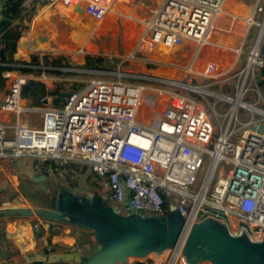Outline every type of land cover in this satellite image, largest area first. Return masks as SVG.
I'll list each match as a JSON object with an SVG mask.
<instances>
[{
	"label": "built area",
	"instance_id": "built-area-1",
	"mask_svg": "<svg viewBox=\"0 0 264 264\" xmlns=\"http://www.w3.org/2000/svg\"><path fill=\"white\" fill-rule=\"evenodd\" d=\"M227 1L156 0L139 21L142 31L132 57L139 54L151 64L155 60L149 54L169 49L185 61L188 74L202 79L197 85L158 76L149 80L174 89L93 80L70 93L61 109L48 108L45 98L36 108L22 104V88L31 77L4 71L0 112L9 120L0 121V160L33 157L41 164L87 166L116 210L128 203L134 212L164 216L172 204L182 230L167 249V264H177L194 223L205 217L232 238L262 243L264 102L258 78L264 66V2L256 0L241 15L227 13ZM57 2L81 10L98 25L116 0ZM253 28L257 31L241 62ZM230 37L239 41L233 47L218 42ZM199 60H204L201 72L196 71ZM47 169L59 177L50 165Z\"/></svg>",
	"mask_w": 264,
	"mask_h": 264
},
{
	"label": "crops",
	"instance_id": "crops-1",
	"mask_svg": "<svg viewBox=\"0 0 264 264\" xmlns=\"http://www.w3.org/2000/svg\"><path fill=\"white\" fill-rule=\"evenodd\" d=\"M7 1L0 0V22L3 20V5ZM44 1L25 0L23 3L24 14L29 11H33V14L30 20H24L26 30L22 32L17 42L13 57L15 62L29 63L32 54H38L39 56L45 54L65 55L71 61H75L77 60L76 56L84 49L87 52L86 46L92 43V36L95 37L97 32H103V28H107L109 24V22H105V19L100 24L95 25L89 18L93 24L92 29L88 26L77 29L78 19L85 14L76 12L72 8H65L60 2L53 5V8L47 3L43 4ZM155 1L148 0L143 5H137L136 0H116L108 18L119 17L122 29L123 20L136 24L137 29H139L141 28L139 21L147 18L148 10L154 5ZM125 8L132 11L125 13ZM139 15L142 17L141 19ZM232 18L235 19L234 16ZM66 23H70V27ZM111 26L113 27V25ZM84 32H86L84 38L83 36L80 37ZM108 32H111V30H107ZM218 42L229 44L232 47L236 44L232 37L229 40H218ZM159 53L161 54V52ZM170 54L169 58L173 56L172 51H170ZM182 55L188 56L186 52ZM163 56L167 57L168 55ZM147 58L149 59V56ZM79 59L82 61L83 57ZM153 60L160 62L155 58ZM203 61L199 60L197 63H203ZM169 62L171 63V61ZM17 67L21 66L17 65ZM40 69L44 68L40 67ZM3 72L0 79V101L6 92ZM27 75L34 81L32 87L39 84L46 91H53L56 87L57 79L53 75L46 73ZM30 90L25 95L27 97L22 98L23 105L41 107L40 99L45 98L48 108L61 109L52 105V97L48 95H37V98H40L38 104L34 105L28 99ZM8 120L9 116L0 112V121ZM18 159L3 158L0 160V197L13 196L12 199L5 202L0 200V208L7 207L8 210L19 208L12 205L14 202L17 205H24L25 199L21 194L23 189L26 191L31 190V186H33L34 188H40V190L44 189L43 193H46L53 190V185L58 190L62 186L59 185L60 178L65 180L66 177H69L71 185L65 188L62 194L73 197L74 201L76 200L75 196L82 191L83 197L87 199L85 203L86 212L77 214L61 209L48 199L45 204L34 205L35 209L32 210L31 217L12 215L0 218L2 224L0 231L2 230L8 241V243L0 241V264H8L3 259L6 250L14 260L22 257L27 263L39 261L42 264H167L170 253L168 250L151 251L143 255L139 253L137 245L141 241V236L125 230V226L130 229L133 228L132 222L153 223L147 218L137 219V217H134L135 214L132 215L134 211L128 203L116 210L114 205L104 198L98 180L87 166H78L70 162H67L64 166H59L49 162L41 164L39 161L30 170L27 164ZM48 164L51 166V172H54L59 178H56V176L55 179L49 175ZM42 177H45V180L38 181ZM23 180L26 182H23ZM67 189L70 191H66ZM171 205L167 213H175ZM124 212L128 214V219L120 217ZM177 219H173L172 222ZM161 223L163 226L169 225L163 218ZM35 224H38L36 231L33 230ZM206 228L225 231L217 221H215L214 226H207ZM177 264L208 263L205 261L193 263L183 253L180 255Z\"/></svg>",
	"mask_w": 264,
	"mask_h": 264
},
{
	"label": "rangeland",
	"instance_id": "rangeland-1",
	"mask_svg": "<svg viewBox=\"0 0 264 264\" xmlns=\"http://www.w3.org/2000/svg\"><path fill=\"white\" fill-rule=\"evenodd\" d=\"M45 1L47 5H50L53 8H54L53 5L57 3V0H45ZM255 1L256 0H228L225 4V7H226L225 11L229 14L245 15L247 11L250 10L254 6ZM236 2H239V6L237 7L235 6ZM262 2H264V0H262ZM131 11L132 10L130 9L128 10L125 8V13H130ZM107 18L108 16L106 17V20H105V22H109L107 28H103L104 30L103 32H97L95 37L92 36L93 37L92 43H89L86 46L87 52H85V49H84L81 53H79L76 56L77 60L72 61V62H74L77 65H82L84 64V58L86 56H92V57L102 56V57L109 59L110 65L116 66L117 72L116 73L88 72V71H82V70H72L74 71L72 72L74 74L69 75L64 78L54 76L57 79L56 86L60 83L64 84L65 86L64 91L67 94L72 92V90L74 89L78 90V89L84 88L89 82L93 80H105V81L120 80L125 84H130V85L137 84V85H141L144 87L160 88V89H174V88H171L170 86H167L160 82H154L153 80H149L151 76H158L160 78L174 80L178 83H187L191 85H197V84L203 83L201 78L188 74L185 69L186 63H184V61L181 59L174 58L175 57L174 54H173L174 57L172 58L171 63L170 62L167 63L166 62L167 57H164V56L160 57V60H159L160 62L155 61L154 63H151V64L147 63L145 60L146 58L144 56H140L139 54H135L132 57V54H133L132 50H133L134 44L138 36L140 35L142 28L137 29L136 24L128 23L123 20L124 23H122L123 24V29H122V25L119 20V17L117 18L116 16V18H108V19ZM139 18L141 19L142 17L139 15ZM261 19H262V15L261 16L259 15L257 17L256 22L258 21L260 23ZM77 22H78L76 23L77 29H81L84 26H88L92 29L93 24L90 21L89 17L86 15H83L82 17H80ZM66 25L70 27V23H66ZM111 25H113V27ZM107 30H111V32L107 33ZM256 31L257 30L254 28L251 30V33L247 39V44L245 46L246 48L244 49L243 54L240 58L241 62H243L245 59V53H246V50L248 49L247 47L254 39L252 34H254ZM85 35H86V32L82 33L80 37L83 36L84 38ZM230 38H225V39L229 40ZM215 40L216 39H212L211 41L213 42ZM235 42L238 43L239 41L234 40V43ZM154 53L155 52H152L151 54H149V58L150 59L155 58L157 60V58L159 57H157ZM157 55L159 56L162 54L158 53ZM80 57H83L82 61L79 59ZM203 63H197V66H196L197 72L202 71V68L204 66ZM258 87L261 93L262 100L264 102V87L261 84H259ZM188 95L191 98H198L197 94L188 93ZM23 97H27V96H23ZM245 100L246 102H249L251 100V96L247 97ZM209 101L213 104L212 99H210ZM227 107L228 106L226 105L224 108L227 109ZM262 107L264 106L262 105ZM224 108H222V106H219L218 111L220 114L223 113ZM240 113L242 115L244 114L243 111H241ZM213 141H214V138L209 144L208 150L213 149ZM18 160L27 164L30 170L34 167V165L39 163V160L33 157H21ZM60 179H61L60 184L59 183L58 184L62 186H60V188L57 190L52 185L53 190L52 191L50 190L46 193H43L44 189L40 190V188H34L33 186H31V190H27V191L22 188L23 193L21 194L23 195L25 199L23 202L24 205H17L15 204V202L12 205L19 207L16 209H27V210L32 211L33 209H35L34 205L45 204L47 203V200L49 199L53 202V204H56V206L61 209H66V210H69L77 214L85 213L86 212L85 203L87 202V199L83 197L84 195L83 192L80 191V193L77 196H75L76 200L74 201H73V197L64 196L62 192L64 191L65 188H67L71 184L69 182L70 181L69 177L68 178L66 177L65 180H62L63 178H60ZM23 182H26V181L23 180ZM48 183H49V180H48ZM66 191H70V190L67 189ZM12 197L13 196H9V197L2 196L0 197V200L5 202V201H8L9 199H12ZM8 209L9 208L7 207L0 208V210H8ZM127 215L128 214L127 213L125 214L124 212L122 213V215H120V217L122 219H128ZM134 217H137V219L147 218L155 226H163V224L161 223L162 218L167 221V224H170L173 221V219H176V218L179 219L176 213H166L164 216H159L157 214H152V213L136 212ZM214 225H215V221L210 218H206V217L203 218V220H199L195 222L191 230V233L188 237L187 246L189 245L188 247H190L196 243V232L198 230L204 227H207V226H214ZM230 240L234 244L245 245L249 248L260 247L264 251V241L262 243H259L256 246L255 244H252L248 239L244 237H240L239 240H237L236 238H230ZM167 249H169V246L165 250Z\"/></svg>",
	"mask_w": 264,
	"mask_h": 264
},
{
	"label": "trees",
	"instance_id": "trees-1",
	"mask_svg": "<svg viewBox=\"0 0 264 264\" xmlns=\"http://www.w3.org/2000/svg\"><path fill=\"white\" fill-rule=\"evenodd\" d=\"M24 2L25 0H8L3 5V20L0 22V42L3 44V49L0 51V63L2 64H0V79L1 73L6 70H16L22 74L35 75L46 73L60 78L73 75L74 73L72 72L74 71L72 70H82L88 72H117L116 66L110 65L109 59L102 56H86L84 64L82 65L75 64L70 60L68 56L52 54H45L42 56H39L38 54H32L30 56L29 63L15 62L13 60V57L16 52L17 42L21 37L22 32L26 30L24 20H30L33 14V11H29L24 14ZM44 3L46 2L44 1L43 4ZM17 65H20L21 67H17ZM40 67H43L44 69H40ZM261 71L264 78V66ZM260 84L264 87V81ZM64 89L65 86L61 83L58 84L53 91H46L39 84H35V86L31 88L28 94V99L34 105H37L40 98H37V95H48L50 97H53L52 105L54 107L63 108L67 102L69 94L77 90L74 89L72 90V92L67 94ZM1 225L2 224L0 222V226ZM0 241L8 243L2 230L0 231ZM166 248L167 246H162L159 244L153 246L141 245L140 247H138V251H140L139 253L144 255L151 251H162ZM3 259H5L8 264H42L39 261L27 263L22 257H18L14 260L13 257L9 255V252L7 250L4 254Z\"/></svg>",
	"mask_w": 264,
	"mask_h": 264
},
{
	"label": "water",
	"instance_id": "water-1",
	"mask_svg": "<svg viewBox=\"0 0 264 264\" xmlns=\"http://www.w3.org/2000/svg\"><path fill=\"white\" fill-rule=\"evenodd\" d=\"M78 12L81 13V10ZM236 27L239 29L240 25L236 24ZM263 81L261 71L259 72L258 83H263ZM33 84L34 81L31 80L22 88V97L28 93ZM36 176L39 177L38 174ZM43 180H45V177L38 179V181ZM135 213L133 212L132 215ZM32 214V211L27 209L0 210V218L12 215L31 217ZM131 224L133 228L130 229L125 226V230L141 236V241L137 243L138 247L141 245L153 246L155 241L162 246H172L178 241L182 230L180 219L175 220L168 226H155L145 222H132ZM230 238L232 237L229 236L226 230L216 231L214 228L204 227L196 232V243L193 246L188 247V242H186L184 253L193 263L208 260L210 264H264V251L260 247L249 248L245 245L234 244ZM236 239L239 240V238ZM252 244L258 245V243ZM210 251L214 252L211 253Z\"/></svg>",
	"mask_w": 264,
	"mask_h": 264
},
{
	"label": "bare ground",
	"instance_id": "bare-ground-1",
	"mask_svg": "<svg viewBox=\"0 0 264 264\" xmlns=\"http://www.w3.org/2000/svg\"><path fill=\"white\" fill-rule=\"evenodd\" d=\"M246 7H247V6H246ZM244 12H245V11H244ZM160 51H161V54H162V55H159V56H158L157 54H158ZM170 51H171V50H169V49L166 50V49H164V48H159L158 50H156V51H155V55H156L157 57H159V58H157V60H160V57H161V56L163 57V55H168L167 58H166V62H167V61H168V62H169V61H172L173 56H171V58H169L170 55H171V54H170ZM161 61H162V60H161ZM164 75H165V74H164Z\"/></svg>",
	"mask_w": 264,
	"mask_h": 264
},
{
	"label": "flooded vegetation",
	"instance_id": "flooded-vegetation-1",
	"mask_svg": "<svg viewBox=\"0 0 264 264\" xmlns=\"http://www.w3.org/2000/svg\"><path fill=\"white\" fill-rule=\"evenodd\" d=\"M156 244H157V241H155V242L153 243V245H156ZM239 249H240V248H239ZM240 251H241V250H240ZM210 252L212 253V252H214V251H210ZM240 253H241V252H240ZM203 261H205V262H208V263H209V261H208V260H203ZM203 261H202V262H203Z\"/></svg>",
	"mask_w": 264,
	"mask_h": 264
}]
</instances>
